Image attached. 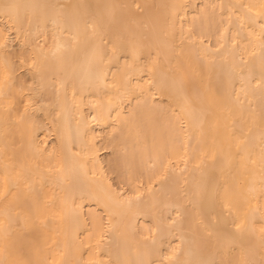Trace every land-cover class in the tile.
Wrapping results in <instances>:
<instances>
[{"label": "bare ground", "instance_id": "bare-ground-1", "mask_svg": "<svg viewBox=\"0 0 264 264\" xmlns=\"http://www.w3.org/2000/svg\"><path fill=\"white\" fill-rule=\"evenodd\" d=\"M0 264H264V0H0Z\"/></svg>", "mask_w": 264, "mask_h": 264}]
</instances>
